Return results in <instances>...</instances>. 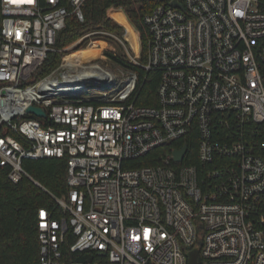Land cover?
<instances>
[{"label":"built area","instance_id":"1","mask_svg":"<svg viewBox=\"0 0 264 264\" xmlns=\"http://www.w3.org/2000/svg\"><path fill=\"white\" fill-rule=\"evenodd\" d=\"M85 1L0 0V167L40 186L22 160L67 158L34 264H188L193 249L197 264H264V0H160L142 19L145 62L93 29L29 82ZM108 54L159 73L155 103H136L137 72ZM185 139L199 167L187 146L173 159ZM171 142L157 165H124Z\"/></svg>","mask_w":264,"mask_h":264},{"label":"trees","instance_id":"2","mask_svg":"<svg viewBox=\"0 0 264 264\" xmlns=\"http://www.w3.org/2000/svg\"><path fill=\"white\" fill-rule=\"evenodd\" d=\"M160 0H86L83 6L84 21L79 22L73 16L67 19L65 27L57 33L55 48H62L76 40L86 31L104 29L114 33H122L118 21L128 22L139 33L142 45V57L148 33L143 24V16L151 11ZM115 63L121 64L137 72L141 86L136 103L149 105L155 103V89L159 80L156 71L144 69L125 62L108 54ZM61 55L50 52L44 63L35 71L36 79L44 76L58 66ZM187 154L185 163L196 164V148L192 142L185 139ZM180 144L166 143L155 147L143 156L127 160V167L157 165L161 157L170 153ZM23 169L40 186L27 177H22L17 183L7 178V167H0V264H34L38 262L39 241L37 230V211L45 207L53 211L55 216L60 212L55 200L50 194L62 196L67 193V158H26L22 160ZM73 259L80 260L76 256Z\"/></svg>","mask_w":264,"mask_h":264},{"label":"rangeland","instance_id":"3","mask_svg":"<svg viewBox=\"0 0 264 264\" xmlns=\"http://www.w3.org/2000/svg\"><path fill=\"white\" fill-rule=\"evenodd\" d=\"M118 24L122 27V33H115V34H117L119 37H124V39H126L128 37V39L131 43V47L129 46L131 53L135 54L137 49H138V52H139V59L138 60H139V62L143 63V61L141 60L142 45H141V41H140L138 31L133 26H131V24L128 22L125 23L124 21H118ZM68 45L63 46L62 48H56L52 52H56V53L60 54L61 59H62L65 54H69V53L74 51V49L64 50V48L67 47ZM147 48H148V39H146V45L144 48V59H146ZM113 49H116V47L113 46ZM105 65H107L109 69L115 71L116 65H114L110 61H107V63ZM32 80H36L35 74L32 76V79L29 82H31Z\"/></svg>","mask_w":264,"mask_h":264},{"label":"water","instance_id":"4","mask_svg":"<svg viewBox=\"0 0 264 264\" xmlns=\"http://www.w3.org/2000/svg\"><path fill=\"white\" fill-rule=\"evenodd\" d=\"M172 4L175 5L174 2ZM27 111L33 113L37 117L45 116V112L43 111V109L34 107L32 105L27 108ZM185 152L186 145L182 146L180 149L173 150V159L175 161H181ZM188 264H197V249H193L188 253Z\"/></svg>","mask_w":264,"mask_h":264},{"label":"bare ground","instance_id":"5","mask_svg":"<svg viewBox=\"0 0 264 264\" xmlns=\"http://www.w3.org/2000/svg\"><path fill=\"white\" fill-rule=\"evenodd\" d=\"M133 46V45H132ZM76 54V53H75Z\"/></svg>","mask_w":264,"mask_h":264},{"label":"crops","instance_id":"6","mask_svg":"<svg viewBox=\"0 0 264 264\" xmlns=\"http://www.w3.org/2000/svg\"><path fill=\"white\" fill-rule=\"evenodd\" d=\"M135 33V32H134Z\"/></svg>","mask_w":264,"mask_h":264}]
</instances>
